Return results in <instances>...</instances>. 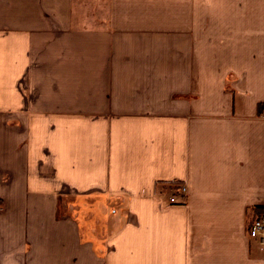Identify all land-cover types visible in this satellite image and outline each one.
Instances as JSON below:
<instances>
[{"label":"crops","instance_id":"0c3cea01","mask_svg":"<svg viewBox=\"0 0 264 264\" xmlns=\"http://www.w3.org/2000/svg\"><path fill=\"white\" fill-rule=\"evenodd\" d=\"M261 103L264 0H0V264H264Z\"/></svg>","mask_w":264,"mask_h":264},{"label":"built area","instance_id":"2783aa9c","mask_svg":"<svg viewBox=\"0 0 264 264\" xmlns=\"http://www.w3.org/2000/svg\"><path fill=\"white\" fill-rule=\"evenodd\" d=\"M186 195V187L181 186V193L173 195L170 200L172 203H183ZM250 235L256 237L260 243L264 244V212L260 215L258 219L252 224Z\"/></svg>","mask_w":264,"mask_h":264},{"label":"trees","instance_id":"16d2710c","mask_svg":"<svg viewBox=\"0 0 264 264\" xmlns=\"http://www.w3.org/2000/svg\"><path fill=\"white\" fill-rule=\"evenodd\" d=\"M263 108H264V104L261 103L259 105V111L262 112L263 111ZM3 205V200H0V206ZM264 212V210H261L259 207H256L255 208V217H254V221L256 219H258L260 217V215ZM254 221L252 222V224L254 223ZM252 224L249 226V234H250V230H251V227H252Z\"/></svg>","mask_w":264,"mask_h":264}]
</instances>
